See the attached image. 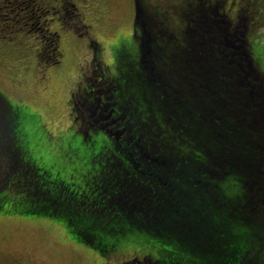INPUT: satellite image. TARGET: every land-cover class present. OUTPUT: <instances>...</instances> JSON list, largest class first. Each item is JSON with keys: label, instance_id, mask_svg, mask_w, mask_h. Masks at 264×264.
Masks as SVG:
<instances>
[{"label": "trees", "instance_id": "1", "mask_svg": "<svg viewBox=\"0 0 264 264\" xmlns=\"http://www.w3.org/2000/svg\"><path fill=\"white\" fill-rule=\"evenodd\" d=\"M85 1L91 0L80 3ZM69 2L46 1L60 13L50 8L45 14L62 29L83 28L73 32L84 42L92 38L86 43L93 48L94 78L86 79L83 94H70V112L78 117L88 96L94 105L82 108L90 124L81 129L86 136L88 130L108 136L110 153L100 155L113 160L108 169L118 177L105 211L97 213L107 222L92 214L78 217L54 202L90 189L76 190L53 165L38 162L26 148L28 136L16 130L19 108L1 93L0 195H8L0 213L65 218L64 226L84 241L76 243L102 257L108 254L106 235L116 240L139 233L153 238L150 247L159 253L158 259L133 258L146 264H264V68L250 41L256 0H239L236 20L224 10L226 0H176L153 11L135 0L131 44L124 45L130 52L134 44V56L121 60L110 79L101 42L81 22L80 7ZM74 11L79 24L68 26ZM46 35L55 63L57 53L62 56L59 29ZM43 45L41 53L47 51ZM100 102L109 107L113 125L91 118ZM6 203L12 207L4 209Z\"/></svg>", "mask_w": 264, "mask_h": 264}, {"label": "rangeland", "instance_id": "2", "mask_svg": "<svg viewBox=\"0 0 264 264\" xmlns=\"http://www.w3.org/2000/svg\"><path fill=\"white\" fill-rule=\"evenodd\" d=\"M46 1L51 0H0V93L19 108L16 130L28 136L26 148L38 162L53 165L55 172L67 178L76 190L80 185L92 190L78 195L73 193V196L56 197L54 202L68 206L69 211L79 213L78 217L97 215L94 217L105 223V218L97 213L105 211L108 205L107 194L116 188L111 185L118 175L108 169V163L113 160L103 159L100 154L110 153L111 145L103 132L88 130L87 136L90 137L87 138L82 129L71 121L73 113L70 112V94L74 91L83 94L90 72V81L94 78L92 73L95 66L90 62V51L93 48L86 43L92 38L88 37L84 42V39H80L83 36L75 34L83 32V28L76 30L67 25L60 28L53 21V15L60 12L56 11L53 3L43 5ZM226 1L229 6L224 10L236 20L234 14L239 0ZM174 2L176 0H145L150 11L156 7L168 9ZM256 2L258 8L255 19L250 22V41L255 56L264 68V0ZM69 3L72 5V1ZM94 4L85 1L77 7L83 12L81 22L91 26L93 37L103 46V64L107 79H110V76H116L115 66L121 60H127L128 54L134 56V44L130 52L124 46L131 44L128 31L132 27L133 1L110 0L102 5L100 0H95ZM71 9L68 8V13ZM41 10L44 15L38 14ZM46 10L54 14H45ZM74 14L75 11L69 17L68 26L73 21L74 26L79 24ZM13 20H17V23L10 28ZM31 28L36 30L31 31ZM53 28L59 29L57 50L62 51V56L58 53L55 56V63L51 61L52 47L46 39L47 32ZM42 45L47 47V51L39 52L40 55L36 57ZM98 105L99 108L92 110L91 118L96 122L113 125L111 120L114 117H108L109 107L102 102ZM5 195L8 194L3 191L0 200ZM14 199L19 200L21 197ZM11 207L10 203H6L4 209ZM11 212L0 213V264H106V261L109 264H129L132 258H140L142 255L159 258L157 250L150 247L149 241H153V238L147 239L139 233L123 234L116 240L106 235L105 249L108 254L102 257L90 248L69 241L71 238L75 242L84 243L78 233L64 226L65 218L56 221L35 213ZM40 218L47 220L42 221L46 223L45 226L63 223L60 226L68 232V242L59 241L57 231L50 232L37 226L42 224ZM111 252L116 253L109 255Z\"/></svg>", "mask_w": 264, "mask_h": 264}, {"label": "flooded vegetation", "instance_id": "3", "mask_svg": "<svg viewBox=\"0 0 264 264\" xmlns=\"http://www.w3.org/2000/svg\"><path fill=\"white\" fill-rule=\"evenodd\" d=\"M70 1H72L73 5H79L81 0H70ZM132 1L134 2V0H132ZM91 2L94 5L95 0H91ZM44 5H49V4L44 3ZM81 10H79V11H80L81 15L83 16V12H81ZM133 11H134V8H133ZM133 19H134V17H133ZM88 41H90V40H88ZM41 49L42 48L40 47L39 48V52H40ZM39 55L40 54H37L35 56L38 57ZM89 75H91V72L89 73ZM87 99H89L88 96L83 97L84 104H81V102H80L79 111H78L79 112V116L76 117V116L73 115V118H72V121L75 122L77 124V127H80V128H87L89 126V124H90V118L86 114L87 111L85 112V110L82 107H84L85 105L86 106L87 105H91L92 106L94 104H89L88 103L89 100H87ZM64 187H66V186H64ZM69 188L72 189L71 185L69 186ZM37 226H40L42 229L49 230L50 232L57 231L58 232V235H59V241L68 242V240H67V236H69L68 235V232L66 233L65 232V229L62 226H60V225H48V226L37 225ZM69 241L72 242L75 245H79L75 241H73L71 238L69 239ZM146 262H147V260H145L144 258L141 259V260L140 259H133L132 258L130 260V263L129 264H146ZM106 264H109V263L106 261Z\"/></svg>", "mask_w": 264, "mask_h": 264}, {"label": "water", "instance_id": "4", "mask_svg": "<svg viewBox=\"0 0 264 264\" xmlns=\"http://www.w3.org/2000/svg\"><path fill=\"white\" fill-rule=\"evenodd\" d=\"M136 12L138 13V8L136 9Z\"/></svg>", "mask_w": 264, "mask_h": 264}]
</instances>
